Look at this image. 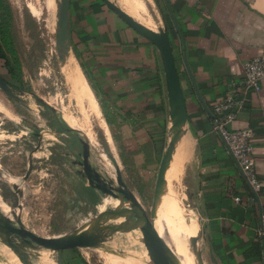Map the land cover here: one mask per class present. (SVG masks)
I'll list each match as a JSON object with an SVG mask.
<instances>
[{
  "label": "crops",
  "instance_id": "obj_1",
  "mask_svg": "<svg viewBox=\"0 0 264 264\" xmlns=\"http://www.w3.org/2000/svg\"><path fill=\"white\" fill-rule=\"evenodd\" d=\"M114 1L141 24L157 27L151 0ZM161 2L174 30L168 32L188 114V129L181 131L170 160L183 147L181 178L192 226L204 238L212 264H264V79L257 92L247 94L244 110L230 126L253 131L256 191L215 131L224 114L214 112L233 84L241 91L244 64L253 58L264 62V0H167L174 20ZM69 31L77 60L86 74L89 68L105 106L106 121L100 109L90 115L107 143L106 151H97L99 162L107 159L109 168L120 170L129 153L133 163L154 173L156 183L170 130L156 49L101 0H70ZM89 90L88 85V95ZM114 136L122 139L119 146ZM99 162L93 167L104 171ZM67 257L66 264H88L80 255Z\"/></svg>",
  "mask_w": 264,
  "mask_h": 264
},
{
  "label": "rangeland",
  "instance_id": "obj_2",
  "mask_svg": "<svg viewBox=\"0 0 264 264\" xmlns=\"http://www.w3.org/2000/svg\"><path fill=\"white\" fill-rule=\"evenodd\" d=\"M55 1L3 0L4 6L10 10L9 26L20 71L14 69L12 75L9 74L3 66L4 62L0 61V77L13 94L9 96L0 90V210L10 218L14 226L23 227L46 238H63L98 213L111 209L116 203L102 195H93L96 199L91 202L87 182L77 173L81 170L75 163L81 159L78 140L82 135L74 124L84 131L89 141L90 163L92 166L98 165L100 156L97 151H106L107 143L98 133V124L92 121L93 116L90 115L100 109L106 121V113L91 79L90 70L88 68V74L85 73L82 64L75 57L72 43L70 42L67 54L59 55ZM151 1L153 16L156 15V30L166 26L173 34L163 2ZM49 3L52 4L50 8ZM3 18L7 19V16L0 8V23ZM77 79L80 83L82 81V85L74 88L76 84L73 83L78 84ZM88 85L92 90H89V95ZM61 129L67 131L59 135L50 134ZM112 140L115 147L122 141L117 136ZM174 154L165 181L172 195L175 211L173 208L167 212L162 205L155 203L154 173H148V170L133 163L129 153L126 167L122 166L120 169L122 179L147 215L150 216L151 213L153 225L160 229L164 244L175 264H193L199 256L200 264H212L204 238L192 226L193 213L188 207L190 199L186 194V180L184 182L181 178L183 147L180 154L177 151ZM99 163L114 180L115 167L109 168L107 159ZM97 170L105 175L102 169ZM83 183H86L85 188L82 187ZM186 225H189L191 234L195 236L193 242L186 234ZM140 239L135 232L112 235L100 233L88 246L75 248V252L66 249L63 253L53 254L41 248L34 250L35 253L47 255L54 264H66L67 256L78 255L88 261V264H110L109 255L121 258L125 256L128 264H133L136 257L145 255ZM31 260L33 264H39L36 258ZM0 264L19 263L12 261L0 248Z\"/></svg>",
  "mask_w": 264,
  "mask_h": 264
},
{
  "label": "water",
  "instance_id": "obj_3",
  "mask_svg": "<svg viewBox=\"0 0 264 264\" xmlns=\"http://www.w3.org/2000/svg\"><path fill=\"white\" fill-rule=\"evenodd\" d=\"M101 1L130 29L153 45L161 64L170 130L165 140V150L156 175L155 192L156 189L162 187L164 182L172 137L180 132V130L188 129V114L171 37L166 26L163 28L158 27L155 31L151 30L138 23L130 14L112 0ZM55 2L57 3L58 14L56 44L59 55L63 56L70 51L71 47L69 31L70 0H56ZM165 2L174 20L170 5L167 0ZM0 90L9 96H13L12 90L1 77ZM50 108L51 110H55L53 107ZM65 131L63 130V133ZM78 132L82 135V138L78 140L81 147V152L79 153L81 159L75 165L81 168L80 171H77L78 175L87 182L88 196L91 202H93L95 195L109 197L112 201H116L115 207L98 213L93 219L87 221L77 230L63 238H46L23 227L14 226L10 218L0 210V248L14 262L19 264H33L31 259H37L40 256V252L35 253V248H41L46 252L55 254L66 249L88 246V243L97 235H100V233L112 235L135 232L141 238L140 245L145 255L136 257L134 264H175L170 251L163 241H161L154 228L151 213L150 216L147 215L146 210L140 204L137 197L126 186L119 168L115 167L114 180L107 174H105L106 176L100 174L90 163L91 147L87 137L81 131L78 130ZM50 134L58 135L59 133L53 132ZM15 188L17 187L15 186ZM186 228L190 229L189 225H186ZM189 239L193 242L195 236L190 235ZM198 258L200 260V256Z\"/></svg>",
  "mask_w": 264,
  "mask_h": 264
},
{
  "label": "built area",
  "instance_id": "obj_4",
  "mask_svg": "<svg viewBox=\"0 0 264 264\" xmlns=\"http://www.w3.org/2000/svg\"><path fill=\"white\" fill-rule=\"evenodd\" d=\"M264 79V62L261 58H253L244 64L243 78L238 91L235 84L227 91L225 101L215 108L216 115H223L215 122V131L220 135L228 150L231 152L238 167L252 190L259 188L256 178L252 148L253 131L250 128L234 129L230 126L244 110L247 94L257 92ZM264 237V229L260 233Z\"/></svg>",
  "mask_w": 264,
  "mask_h": 264
},
{
  "label": "bare ground",
  "instance_id": "obj_5",
  "mask_svg": "<svg viewBox=\"0 0 264 264\" xmlns=\"http://www.w3.org/2000/svg\"><path fill=\"white\" fill-rule=\"evenodd\" d=\"M114 3H116L114 0H112ZM131 3V2H130ZM117 4V3H116ZM47 5V4H46ZM118 5V4H117ZM121 7V6H120ZM122 8V7H121ZM123 9V8H122ZM125 10V9H124ZM126 11V10H125ZM127 12V11H126ZM128 13V12H127ZM128 14H130V13H128ZM131 15V14H130ZM132 16V15H131ZM133 17V16H132ZM134 18V17H133ZM135 19V18H134ZM136 20V19H135ZM137 21V20H136ZM138 22V21H137ZM138 23H140V22H138ZM141 24V23H140ZM143 25V24H142ZM144 26H146V25H144ZM147 27V26H146ZM149 28V27H148ZM151 30H156V28H150ZM74 126L77 128V130H79V131H81L85 136H86V134L84 133V131L82 130V129H80L78 126H76L75 124H74ZM181 131L182 130H180V132H178L176 135H174L173 137H172V139H171V144H170V152H169V160H168V166H167V170H166V173H165V177H164V182H163V184H162V187L161 188H158V189H156L155 190V203H158L159 205H162V207H163V209L165 210V211H167V212H169L170 211V209H172L173 210V208L175 207L174 206V203H173V199H172V195L170 194V191H169V189H168V185H167V182L165 181V178H166V176L168 175V172H169V166H170V157H171V153H172V148H173V146H174V144L175 145H177L176 143H179L180 141H181ZM88 143H89V141H88ZM112 178V177H111ZM115 205H116V203H115ZM115 205H114V207H115ZM171 210V211H172ZM174 211H175V208H174ZM173 212V211H172ZM162 213V212H161ZM166 213V212H165ZM155 228V230H156V232L158 233V236L160 237V239H161V241H163V243H165L164 242V239H163V237L161 236V232H160V229L157 227V226H155L154 227ZM186 234L190 237V235H192L191 234V232H190V229H187L186 228ZM92 243V242H91ZM89 244V243H88ZM95 244H96V242H95ZM94 245V244H93ZM91 247H94V246H91ZM188 249V248H187ZM40 256L37 258V260H38V263L39 264H54V262L51 260V259H49L48 257H47V255H45V254H43V253H40L39 254ZM125 257V256H124ZM121 258L120 256H118V255H109V263L110 264H128L129 262H128V260L127 259H125V258ZM184 260V259H183ZM134 264V263H133ZM184 264V263H183ZM193 264H200L199 262H198V260H195L194 262H193Z\"/></svg>",
  "mask_w": 264,
  "mask_h": 264
},
{
  "label": "trees",
  "instance_id": "obj_6",
  "mask_svg": "<svg viewBox=\"0 0 264 264\" xmlns=\"http://www.w3.org/2000/svg\"><path fill=\"white\" fill-rule=\"evenodd\" d=\"M0 8L4 14H6L7 19H1L0 23V61L4 62V67L7 72L12 75L14 69L20 71V64L18 57L14 48V43L10 31L9 21H10V10L4 6L3 0H0ZM76 58L78 56L76 54ZM14 65V66H13ZM12 67V68H11ZM72 252H75L76 249H70ZM65 251V250H63ZM63 251H61L63 253Z\"/></svg>",
  "mask_w": 264,
  "mask_h": 264
},
{
  "label": "flooded vegetation",
  "instance_id": "obj_7",
  "mask_svg": "<svg viewBox=\"0 0 264 264\" xmlns=\"http://www.w3.org/2000/svg\"><path fill=\"white\" fill-rule=\"evenodd\" d=\"M63 130L65 131L66 129H61V131H57V132L60 134V133H63Z\"/></svg>",
  "mask_w": 264,
  "mask_h": 264
}]
</instances>
